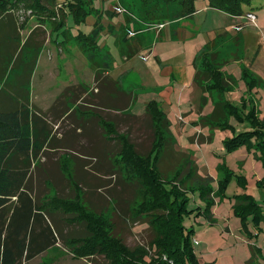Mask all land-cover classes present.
<instances>
[{"label":"rangeland","instance_id":"374dc122","mask_svg":"<svg viewBox=\"0 0 264 264\" xmlns=\"http://www.w3.org/2000/svg\"><path fill=\"white\" fill-rule=\"evenodd\" d=\"M68 1L77 5L80 0ZM81 1L88 2V4L85 2L83 4L86 10L91 13L80 23H74L88 31L92 29L91 23L93 22H95L94 27L100 28L97 41L100 44H106L115 62L114 71L111 66L110 74L118 77L122 88L134 97L131 105L132 114L139 118V115L146 113L147 103L157 100L171 121L175 143L171 147H166L163 154L165 159L160 163L161 170L171 173L179 165V161L182 159L176 153V151L180 152L179 149L183 150L184 154L189 153L198 164V175L194 177L193 182L195 187L201 185L200 187L205 190H201L199 187L189 190L187 201L189 211L184 215L183 226L185 231L192 232L194 251L200 262L264 264V220L262 219L263 228L261 230L255 224L254 212L246 205V194H252L259 205L262 208L264 206L263 152L260 149L257 150L255 144L250 149L246 145H241L234 151H229L226 146V140L232 137L235 130L253 128L249 119L252 115V108L256 110V117L264 121V86L249 83L244 77V66L241 64L243 61L248 64L251 68H247L264 83V0H250L243 5L245 15L247 11H253L258 15L257 24L251 20L234 18L223 10L211 7L208 0H194L196 16L192 19H180L177 22L174 21L182 13V5L177 1ZM69 8L67 3L59 1L53 7L56 15L52 19L48 16L34 14L26 7H19L14 11L15 13L11 14L16 17L20 27H23L24 23L28 28H31L33 23H30L29 20L35 17L39 20L43 17L56 26L53 19L55 17L58 20L62 19L63 14L66 15L65 11L67 14L70 12ZM119 8H122L123 12H120ZM207 11H209V16ZM127 13L133 20L130 22L129 28L137 27L141 28L139 31H146L143 45L147 43L148 47L134 55L132 49L140 36L136 33L131 36L128 33L129 41L122 40V43L117 44V35L108 31L111 25H115L113 27V29L116 27L115 32L120 31V27L127 26L129 23ZM160 18L163 19L158 21ZM163 23L165 28L160 32L159 25ZM4 25L9 26L7 23L0 24L1 39L4 38L1 33V28ZM241 25L242 31L241 29L237 30V27ZM219 28L228 31L229 37L238 38L235 35L239 34L243 40L240 47L233 45L235 41L227 43L219 40V44L223 45L224 43L225 45L224 51L228 53L231 51L232 53L240 52V59H242L238 62L231 60L228 69L241 80L238 88L241 98L239 102H234V105L240 108L239 113L243 120H239L237 115L231 114L227 120H223L227 121L226 124L218 115L212 118L207 117L213 112V102L210 101L207 105H202L200 89L193 83L195 63L201 64L205 60L206 44L210 39L217 38L218 33L221 32ZM18 29L17 34L7 31L0 59V75L4 78L9 77L10 80L17 75L18 68L16 67L20 59L24 58V53L33 48L29 44L24 46L28 32H23L21 28ZM123 30L122 28L121 31ZM120 33L122 34V32L118 34ZM135 35L137 36L135 37ZM90 42L89 39H85L84 42L80 38L78 42H74V44L85 45H83L86 47L85 52L83 51L84 56L82 55L78 61H74L72 70L61 72L59 78L68 79L74 76L76 79L81 75L85 77L88 74L92 83L93 65L91 62L93 59L89 60V65L87 63V66L90 67L88 73L86 63L82 61L84 58L88 59L86 53L89 54L96 48L92 47ZM104 45H99L103 51L101 55H104L107 50ZM123 46V50L128 51L125 52L127 55L121 51ZM19 47H23V51ZM95 58L100 60V56H95ZM32 61L33 58H30L29 62ZM5 88L8 90V87ZM204 115L207 119L202 121L201 118ZM147 116L150 117L148 114ZM144 121L147 132L140 135L138 130V136L132 133L133 137L130 138L139 145V151L146 154L151 148L154 135L150 130L147 117ZM141 130L144 132L142 125ZM149 131L151 132L149 133ZM119 150L120 143L117 141L114 147L110 148L108 152L106 151L107 161L104 167L111 175L107 179V188L102 191L99 198L95 199L93 195L87 193L88 172L82 171L79 166L74 167L75 173H73L72 167L64 168L68 175L72 174L74 181L79 186L78 190L73 186L75 183L68 176L65 178L61 176L56 167H53L54 172L51 173L49 186L45 185L43 181L40 183L38 179L43 178L44 175L42 173L41 177L39 169L36 167L33 175L34 180L37 179L35 181L37 195L40 197L57 193L60 197L73 199L78 191L95 211L104 212L109 217L113 216L118 228L123 229L122 235L129 246H149L154 233L148 223L139 220L130 226L131 220L129 224L124 221L122 223L119 217L126 215L130 218L129 211L131 210L130 206L133 205L136 186L126 179L125 172L118 170L116 153ZM96 152L100 157L102 156L101 151ZM227 170L230 171L228 176L226 175ZM53 177H55V182H53ZM44 179L46 180L47 177ZM221 182H224V187L220 189ZM73 215H65L61 211L53 214L56 224L61 230L58 244L24 264H110L104 254L91 257L76 256L73 243L65 240L73 236L86 235L87 231L84 223L71 222ZM162 258L168 260L166 255H163ZM169 262L173 263L174 260L170 259Z\"/></svg>","mask_w":264,"mask_h":264},{"label":"trees","instance_id":"16d2710c","mask_svg":"<svg viewBox=\"0 0 264 264\" xmlns=\"http://www.w3.org/2000/svg\"><path fill=\"white\" fill-rule=\"evenodd\" d=\"M59 1H64L70 6L68 14L73 17L76 23L85 20L86 16L91 13L84 7L85 1L81 0L79 3L77 2V5L69 3L68 0H0V20L19 7H26L34 14L48 16L52 19L56 15L53 7ZM166 1L180 2L182 5L180 17H190L196 12L194 0ZM208 2L211 7L238 16L244 13L243 5L250 0H208ZM89 8L92 10L91 7ZM65 13L66 15L63 14V18L60 20L57 17L53 19L56 28L66 25L68 14L66 11ZM126 16L130 21V15L127 13ZM164 20L166 19L164 18ZM93 29L89 33L82 31L78 37L81 36L84 42L85 39H89L92 47H96L89 53V59L90 61L93 59L91 63L98 67V79L105 70L110 68L113 57L108 49L104 55H101L102 48L97 41L100 28ZM123 29L122 34H119V43H122V40L129 41L128 33L137 34L142 31H139L141 28L132 30L129 25L124 26ZM219 40L227 43L235 41L233 45L238 47L241 45L239 38L223 34L207 43L205 60L201 64L195 63L194 80L203 92L202 105H207L209 99L214 101V110L211 115L207 116L208 118L218 115L223 121L232 114L237 115L239 120H243L239 113L240 108L223 97V94L231 89L236 82L233 76L223 70V67L231 59H239L240 52L232 53L231 51L228 53L224 51L225 47L222 46V43L219 44ZM123 48L124 46L121 48L122 53L128 52ZM132 52L133 55L137 53L134 49ZM95 56H100V60ZM243 72L249 83L255 85L263 83V80L255 76L246 66ZM0 78L1 81L4 79V77ZM2 89L0 86V91ZM146 112L151 118L154 135L151 148L146 154L137 149L136 144L127 133L116 132L115 135L121 145L117 154L119 157L116 156L118 170L125 172L126 179L132 185H136L133 205L130 206L131 210L129 211L130 218L120 215V220L127 224L131 220L130 226L142 220L149 224L154 233L149 246L137 245L135 247L126 243L122 235L123 229L118 228L113 216L109 217L104 212L95 211L78 191L73 199L60 197L57 193L39 197L35 182L32 180V171L35 167L32 166L31 155H36L37 150L31 149V146L33 147L30 141L31 136H26L24 131L18 130L17 127L14 128L15 122H11L14 125L9 127L10 121H7L6 117L5 119L0 117V264H24L55 246L60 240L59 232L61 230L57 226L53 214L60 211L65 215L74 214L71 222L84 223L86 235L73 236L65 240L73 243L74 251L78 257L104 254L110 264H210L200 262L194 251L192 232L185 231L183 226L184 215L189 211L187 209L188 192L196 186L193 179L198 175V165L189 153L184 154L175 150L177 155L182 157L180 161L178 160L179 165L171 173L161 170L160 163L165 159L163 154L166 147H171L175 143L171 121L157 100L147 103ZM251 113L249 119L253 128L242 131L235 130L232 137L226 140V146L229 151H234L241 145H246L250 149L255 144V148L262 150L264 156V121L256 117L255 108H252ZM14 116L13 114L11 118ZM207 117L204 115L201 120H206ZM103 125L109 135L116 131V125L114 126L107 120L103 121ZM10 130L12 134H9ZM4 139L7 140L4 141ZM11 139L13 142H10ZM17 141L20 143L16 144ZM25 142H27L26 149ZM14 145L19 147L20 154L28 158L23 166H12L5 161L11 153H16L13 151ZM65 174L75 183L73 186L78 190L79 186L74 181L72 174L68 175L66 172ZM229 174L230 171L227 170L226 175ZM200 186L197 187L205 190ZM222 187H224V182L220 183V189ZM246 195V205L254 212L255 224L262 230L264 206L262 208L252 194ZM163 255H166L168 260L163 259ZM170 259H173L174 262L170 263Z\"/></svg>","mask_w":264,"mask_h":264},{"label":"crops","instance_id":"0c3cea01","mask_svg":"<svg viewBox=\"0 0 264 264\" xmlns=\"http://www.w3.org/2000/svg\"><path fill=\"white\" fill-rule=\"evenodd\" d=\"M206 13L209 16V11ZM249 13L255 14L253 11H247L246 15L243 13L238 16L232 15V17L251 20L248 16ZM255 15V24H257L258 15ZM194 16H196V13L190 17H179L174 22L184 18L192 19ZM131 21L133 20L130 19L128 25ZM29 22L33 23L31 28H28L24 23L23 27H20L16 17H14V15L12 16L11 13L0 20V24L7 23L10 26L4 25L1 28V33L4 35V38H0V59L1 53L3 52V43L7 38L6 34L8 30L9 33L16 32V34L19 31L18 28H21L23 32L27 31L26 37L28 38L24 46L29 44L34 48L30 47L31 51L28 49L29 52L24 53V58L20 59L16 67L18 68L17 75L13 79L10 80L8 77L1 81L0 78V86L3 88L0 91V117L2 119L6 117L7 121H10V123L8 122L9 127L14 125L11 124V122H15L16 125L13 126L14 128L17 127L18 130H23L26 136H31L30 141L33 145L31 149L37 150L36 155H31L33 161L32 166L35 168L38 167L40 176L42 173L44 175L43 178L38 179L40 183L41 181L46 183L45 185L51 183L49 179L52 177L51 173L54 172L53 167H56L60 175L65 178L67 175L65 174L64 168L72 167L74 170L73 173H75V168L79 166L82 171L88 172V183H86L87 193L93 195L95 199L96 197L99 198L103 193L102 191L107 188V179L111 175L108 174L104 166L107 161L106 151L108 152L118 141L115 137L116 132H125L130 137H133L132 133L138 136L139 130L141 133L140 135H143L147 132L145 129V117L148 119L150 130L153 131L151 118L147 116V112V114L139 115V118L132 114L131 105L134 101L133 95H130L122 88L118 77L110 74V71L112 69L114 71L115 68L114 59L113 62L110 63V68L105 70L104 74L98 79V67L92 64V69L94 71H92V83L90 82L91 77H89L88 74L85 77L81 75L76 79H74V76L68 79L59 78L61 72L72 70L73 64H75L74 61H78L83 55V51L86 50V47H84L85 45L82 43L74 44V42H78V36L81 35L79 33L82 31L89 33L93 28L95 29V22L91 23L93 27L89 31L83 29V27L81 28V26L78 27L79 25L74 23L73 17L69 14L67 16L66 25L62 28H56L50 20H45L43 17L40 18V20L35 17L30 19ZM114 26L115 25H111L108 31L109 33L117 35L116 43L119 44L118 33L121 32L124 26L120 27V31L116 30L117 32L114 31L116 28L113 29ZM164 28L165 26L159 29L160 32H162ZM241 28H243L242 25L240 26V29ZM240 29L237 27V30ZM219 31L221 32L218 33L217 36L220 34L229 36V32L224 28H219ZM145 33L146 31L137 33L140 37L133 46L134 51L138 52L148 47L147 43L143 45ZM137 35H135V37ZM235 36L241 39L242 44L243 40L239 34ZM213 39H215V37L210 39L207 43L211 42ZM104 44L99 43L100 46ZM104 46L108 49L106 44ZM222 46L225 47V45ZM19 48H22V51L24 49L23 47ZM86 55L88 59L84 58L82 61H85L88 73V71L90 72V67L87 66V63L89 65L90 59L89 54L86 53ZM30 58H33L32 62H29ZM231 60L238 62L242 59L234 58ZM228 64L229 63L223 67V70L233 76L236 82L231 89L223 94V97L234 104V102H239L241 98V92H238L239 82L241 80L239 79L240 77L238 78L229 71ZM241 64L244 67L251 68L248 64H245L244 61ZM81 65L83 67L84 63ZM111 66H113V68ZM195 71L194 67V76ZM0 77L2 76L0 75ZM193 83L200 89L202 97V89L195 82L194 78ZM261 85L264 86V83ZM5 87H8V90ZM210 101L213 102L212 109L214 110V101L209 99L208 103ZM13 114L15 116L11 118ZM104 120L109 121L114 126L116 125V131H114L112 135L107 134L103 125ZM141 125L144 132L141 130ZM150 132L151 131H149V133ZM9 134H12L11 130ZM6 140L7 139H4V141ZM10 142H13V140L11 139ZM15 143L19 144L20 142L17 141ZM26 144L27 142H25V149L27 148ZM135 144L137 149H139V145L137 143ZM13 151H16V153H11L5 161L12 166H23L26 164L28 158L20 154L19 147L14 145ZM96 151H101L102 156L100 157ZM119 151L116 154H118ZM179 151L180 153L184 152L180 149ZM35 168L32 171L34 174ZM45 177H47L46 180L44 179ZM32 180L33 182L37 180L36 178L34 180V175L32 176ZM55 181V177H53V182ZM57 244L58 243H56V245Z\"/></svg>","mask_w":264,"mask_h":264},{"label":"built area","instance_id":"2783aa9c","mask_svg":"<svg viewBox=\"0 0 264 264\" xmlns=\"http://www.w3.org/2000/svg\"><path fill=\"white\" fill-rule=\"evenodd\" d=\"M119 11L120 12H123V10H122V8H119ZM248 16H249V18L255 23L256 22V15L255 14H253V13H249L248 14ZM165 26V24L163 23V24H160L159 25V28H162V27H164ZM238 29H240V27H238ZM131 35H133L134 33H130ZM264 211V210H263ZM264 213V212H263Z\"/></svg>","mask_w":264,"mask_h":264}]
</instances>
